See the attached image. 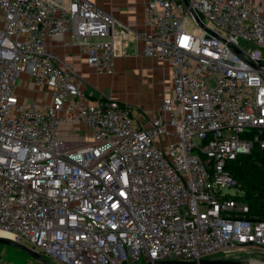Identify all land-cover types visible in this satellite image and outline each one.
<instances>
[{
    "label": "built area",
    "instance_id": "built-area-1",
    "mask_svg": "<svg viewBox=\"0 0 264 264\" xmlns=\"http://www.w3.org/2000/svg\"><path fill=\"white\" fill-rule=\"evenodd\" d=\"M144 16L143 54L169 62L172 86L138 123L126 103L88 97L49 49L69 33L113 75L124 31L110 12L0 0V232L55 264L264 249V220L246 216L227 168L264 155V0H147ZM21 73L49 86L48 102L20 100Z\"/></svg>",
    "mask_w": 264,
    "mask_h": 264
},
{
    "label": "crops",
    "instance_id": "crops-1",
    "mask_svg": "<svg viewBox=\"0 0 264 264\" xmlns=\"http://www.w3.org/2000/svg\"><path fill=\"white\" fill-rule=\"evenodd\" d=\"M96 6L110 12L116 25L123 28L124 34L115 42V72L113 75L97 74L94 69L85 62V52L82 47L71 41L69 33L62 39H49V49L55 55L57 63H65L73 69L80 78V89L88 97L95 98L99 95L126 103L131 108L132 116L138 123H144L147 118L154 116L159 109L162 95L171 89V69L169 62L157 57H149L143 54L142 32L148 30L145 23L144 6L147 0H89ZM116 76L124 79H140L148 83L143 88L139 99L128 100L125 96L116 93L113 89L108 91L116 80ZM49 86L41 85L31 79L27 73H21L16 92L20 100H35L48 102ZM65 136V134H62Z\"/></svg>",
    "mask_w": 264,
    "mask_h": 264
},
{
    "label": "rangeland",
    "instance_id": "rangeland-1",
    "mask_svg": "<svg viewBox=\"0 0 264 264\" xmlns=\"http://www.w3.org/2000/svg\"><path fill=\"white\" fill-rule=\"evenodd\" d=\"M186 24L190 27H192V23L188 20L186 21ZM108 88V91H114L122 96H125L128 100L136 101L139 99V96L142 93L143 88L148 86V83L141 81L140 79H130L127 76H124V79L118 78L116 76L115 82L112 83L110 86V83L106 85ZM78 135H81V131L75 132ZM204 257L209 258H225V259H240V260H248L252 264H264V249L255 248L251 251H248V249H235L232 251H227L225 253H216V254H210L206 255ZM0 260L8 263V264H43L33 258H31L29 255H27L25 252L16 249L14 247H10L7 245H1L0 244ZM49 261H52V263H57L53 259H48Z\"/></svg>",
    "mask_w": 264,
    "mask_h": 264
},
{
    "label": "trees",
    "instance_id": "trees-1",
    "mask_svg": "<svg viewBox=\"0 0 264 264\" xmlns=\"http://www.w3.org/2000/svg\"><path fill=\"white\" fill-rule=\"evenodd\" d=\"M227 168L243 190L249 207L246 216L264 220V155L239 154Z\"/></svg>",
    "mask_w": 264,
    "mask_h": 264
},
{
    "label": "water",
    "instance_id": "water-1",
    "mask_svg": "<svg viewBox=\"0 0 264 264\" xmlns=\"http://www.w3.org/2000/svg\"><path fill=\"white\" fill-rule=\"evenodd\" d=\"M0 244L7 245L10 247H14L16 249H19L23 252H25L27 255H29L31 258L43 263V264H55L51 261L43 258L40 254L37 252L29 249L28 247L13 241L11 239L0 237ZM142 264H252L249 261L246 260H240V259H225V258H202L199 260H191V261H185V260H162V261H154L146 262Z\"/></svg>",
    "mask_w": 264,
    "mask_h": 264
},
{
    "label": "bare ground",
    "instance_id": "bare-ground-1",
    "mask_svg": "<svg viewBox=\"0 0 264 264\" xmlns=\"http://www.w3.org/2000/svg\"><path fill=\"white\" fill-rule=\"evenodd\" d=\"M0 237L10 238L11 237V234L6 233V232H0ZM246 261H248V260H246Z\"/></svg>",
    "mask_w": 264,
    "mask_h": 264
}]
</instances>
